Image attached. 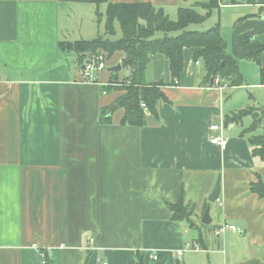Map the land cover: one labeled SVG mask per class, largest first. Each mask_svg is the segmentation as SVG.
I'll list each match as a JSON object with an SVG mask.
<instances>
[{
  "label": "crops",
  "instance_id": "obj_1",
  "mask_svg": "<svg viewBox=\"0 0 264 264\" xmlns=\"http://www.w3.org/2000/svg\"><path fill=\"white\" fill-rule=\"evenodd\" d=\"M110 2H151L171 16L183 4ZM101 5L107 18L108 3L95 0H0V264H44L40 251L47 264H264V197L252 189L264 183L252 142L264 124L254 129L250 113L232 120L250 107L264 113V0L216 9L222 33L232 28L226 50L239 85L208 84L199 48L184 49L179 78L166 54H151L144 80L163 95L154 110L142 103V126L122 125L123 108L111 112L124 90L108 88L109 68L122 52L91 82L65 47L103 36ZM130 74L122 66L118 80ZM105 109L110 123L100 121ZM213 124L225 147L210 140ZM180 199L184 220L170 207ZM228 225L237 229L221 231Z\"/></svg>",
  "mask_w": 264,
  "mask_h": 264
},
{
  "label": "trees",
  "instance_id": "obj_2",
  "mask_svg": "<svg viewBox=\"0 0 264 264\" xmlns=\"http://www.w3.org/2000/svg\"><path fill=\"white\" fill-rule=\"evenodd\" d=\"M96 3H108L107 18L105 22L106 33L114 34L118 21L122 27V36L119 40L113 41L103 36H98L91 40H77L68 42L66 48L78 57L79 64H84L94 57L104 56V64L116 60V54L121 53L123 57L121 64L131 71L129 76L118 80V75L110 80V85L116 89L124 90L122 95L115 102L117 108H123L124 114L121 120L122 125L142 126L145 124V113L142 103L155 109L156 101L163 93L159 84L147 85L144 80L146 66L150 61L152 53L166 54L170 60V68L176 78L180 77L184 67V49L199 48L194 52V60H201L205 68L204 80L208 84L213 83V77L220 75L224 82L239 85L243 81L237 60L227 52L226 37L222 33L220 25L212 27L207 31L188 30L190 25L201 24L212 14L214 9L220 5V0H197L192 6H179L178 18L172 20L170 16L161 8H157L149 3H120L114 4L110 0H95ZM190 1V0H185ZM196 7L205 10V14L199 12ZM102 16L99 15V22ZM180 31V32H179ZM163 33V38H156L157 33ZM179 32L178 35H171ZM119 64V61H116ZM262 78L264 80V68ZM107 92V89H105ZM257 108H248L239 115L233 116V121H240L242 116L250 113L254 116V129L264 124V113L261 114ZM100 119L103 123L112 121V114L105 109ZM255 154H260L264 158V135L253 136ZM255 193L264 197V183L257 181L252 186ZM184 200L171 204L173 218L184 220L189 217L187 206ZM47 264V263H46Z\"/></svg>",
  "mask_w": 264,
  "mask_h": 264
},
{
  "label": "rangeland",
  "instance_id": "obj_3",
  "mask_svg": "<svg viewBox=\"0 0 264 264\" xmlns=\"http://www.w3.org/2000/svg\"><path fill=\"white\" fill-rule=\"evenodd\" d=\"M195 1H197V0H190V1L182 0V2H183L182 6L192 7V6H194L193 4L195 3ZM196 8L201 13L204 12V10L201 7H196ZM173 9H174V11H173L174 13L172 15L173 17L170 14H169V16H170V18L172 20L176 21L177 18H178V9L177 8H173ZM99 11L101 12V14H103V16H102V24L100 25L101 26L100 33L103 35V37L109 38L110 40H113V41L119 40L121 38V36H122L121 25H119L118 22L116 21L115 24H114L116 26V32L114 34H112V35L107 34L106 33V29H105V27H106L105 26V21H106V13L105 12L106 11H104V6L101 5ZM217 12L219 13V11H216V9H214V12L211 15H209L208 18H206V20L203 23H201V24L195 23L194 25H190L187 29L188 30H192V31H194V30H203V31L206 30L207 31L208 29H210L212 27L218 26L220 24V22H219V14H217ZM215 16H216V20H214ZM75 26H77L76 29H75L76 31H78L79 29L82 28V26H80L79 22L76 23ZM179 32H173L171 35H173V36L178 35ZM98 33H99V30H98ZM223 33H224V36L226 37V41H229V44L231 43V41L234 42L233 41V37H232V28L231 27H226V30H224ZM97 35H96V37L91 38V39L97 38ZM156 36L162 37L163 33L159 32V33H157L155 35V37Z\"/></svg>",
  "mask_w": 264,
  "mask_h": 264
},
{
  "label": "built area",
  "instance_id": "obj_4",
  "mask_svg": "<svg viewBox=\"0 0 264 264\" xmlns=\"http://www.w3.org/2000/svg\"><path fill=\"white\" fill-rule=\"evenodd\" d=\"M105 67L104 64V56H99V57H94L92 58V60H87L84 62L83 64V69L86 71V77L89 81H93L94 80V72L97 69H102ZM213 83L211 84L214 87H217L220 90H223L226 86H228L229 84L227 82H224L221 78L220 75H216L215 77H213ZM145 106V104H143ZM212 129L214 131H218L219 134H212L210 137V140L212 141V143L214 144H219L222 147H225L226 144L228 143V138L225 137L223 131V125L221 124H213ZM227 228H232L234 230H236V226L234 225H228L225 227H221V231H225V229ZM40 258H41V262H43L44 264H46V260H47V253L45 251H40L39 254ZM154 259L157 258L156 256H153Z\"/></svg>",
  "mask_w": 264,
  "mask_h": 264
},
{
  "label": "water",
  "instance_id": "obj_5",
  "mask_svg": "<svg viewBox=\"0 0 264 264\" xmlns=\"http://www.w3.org/2000/svg\"><path fill=\"white\" fill-rule=\"evenodd\" d=\"M121 67H122V64L119 63L117 65L111 66L109 70L114 71L115 74L117 75V73L121 71ZM116 107H117V104L113 105L111 108V112ZM215 184L216 186L214 187L213 192L208 197V199L211 202L219 200V196L221 194V189H222L221 176H219ZM209 210H210V207H207L203 213L204 215L202 218V222L205 224H210L212 222V217H211V214H209Z\"/></svg>",
  "mask_w": 264,
  "mask_h": 264
}]
</instances>
